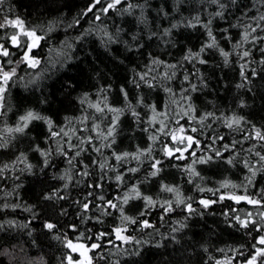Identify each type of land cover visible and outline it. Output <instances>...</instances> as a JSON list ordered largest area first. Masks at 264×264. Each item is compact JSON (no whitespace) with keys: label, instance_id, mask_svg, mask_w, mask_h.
Segmentation results:
<instances>
[{"label":"trees","instance_id":"trees-1","mask_svg":"<svg viewBox=\"0 0 264 264\" xmlns=\"http://www.w3.org/2000/svg\"><path fill=\"white\" fill-rule=\"evenodd\" d=\"M91 2L4 0V14L25 20L29 26L38 29V34L47 38L35 52L41 64L36 69L24 66L18 69V77L22 79L14 78L9 83L0 108V143H7V147L0 148V168L8 165L0 172V225H3L0 228V264H61L68 250L55 236L63 238L66 234L75 240L80 232L85 235L110 232L114 226L121 225L119 213L115 210H112V215L101 217L102 223L95 219L82 223V209L76 201H83L92 191L94 195L88 199L93 204L102 203L95 197L104 195L106 199H114L123 196L133 185L157 202L155 207L148 209L146 216L140 217L147 219L154 228L141 231L136 225H127L126 235L151 243L123 245L128 252L139 249L138 256L115 254L116 249L107 244L106 237L102 243L105 252L115 254L111 257L113 262L118 259L120 264H216L217 261L231 260V264H244L252 253L251 246L264 232L256 231L252 225L248 229H240L231 217H244L251 211L259 225L264 222L259 220L258 212L264 209H256L243 201L239 204L229 199L219 201V196L235 193L260 198L264 194V171H258L249 184L247 178L251 173L244 167L247 161L249 166L260 168L255 153L264 154V141L256 140L253 131L254 126L264 132V64L260 63L264 59V52L260 51L264 43L242 42L243 24L247 18L238 20L243 12L251 16L264 12V8L258 0H237L238 7L233 6L226 13V19H213V34L220 47L230 53L229 63L225 65L219 52L211 49L202 55L208 63H195L193 67L194 62L185 61L183 57L188 49L198 51L209 41L200 24L186 27L185 22L197 14L206 22L214 11L208 0H181L179 11L176 0H128V3L142 7L135 8L131 15H121L113 10L107 15L100 13V20H96L94 13L101 5L84 14ZM103 2L106 4L107 0ZM124 7L126 4L120 6L121 11ZM164 12H168V16ZM141 13L146 17L144 23L139 22ZM76 20L78 24L74 23ZM173 24L178 26L172 28L170 35H164V30ZM224 29H228L227 33ZM7 31L10 33L12 30ZM153 32L156 34L150 36ZM105 33L117 42H109ZM254 35L264 36V32ZM81 36L82 39H77ZM133 36H137L138 41H134ZM237 44L240 47H236ZM244 50H250V56L241 60ZM153 58L164 63L152 64ZM244 63L248 64V82L240 76V65ZM167 64H176L177 67L167 69ZM149 69V79L156 77L151 80L154 86L148 87L140 82V87H136L133 80L138 81V74ZM253 69L255 75L252 74ZM166 71L169 75L173 71L176 74L170 80L165 79ZM185 74L189 75L188 81L184 80ZM241 83L245 86L237 87ZM191 84H196V91L190 90ZM122 88L128 93L127 100ZM101 89L107 91L101 92ZM166 89H171V92ZM105 96L109 106L125 109L120 115L115 143L110 148H102L101 153L84 144L82 147L87 151L69 164L68 159L79 149L68 145H79L78 138L93 136L95 146L107 143L91 128L98 124L101 131H106L116 114L98 113L89 107L103 101ZM184 97H190V100ZM129 103L140 114L139 122L131 115ZM189 104L194 109L190 115L195 119H181L178 113L181 109L187 110ZM30 110L51 119L52 131L64 129L68 135L51 137L48 125L41 120L32 121L24 133L9 134L5 131L15 127L19 117ZM206 113L214 116L201 124L200 118ZM233 116L243 119L239 126L229 129L224 120ZM85 117L88 119L84 120ZM177 119L188 129L196 127V133L188 131L187 134L200 140V145H193L185 153L187 158L181 160L163 155L161 148L172 146V142L170 137L157 131L161 120L170 130L177 127ZM152 134L158 136L157 141L149 139ZM249 135L253 138L246 139ZM149 145L153 148L151 156L144 155L139 160L129 156L117 162L112 155L113 152L136 153ZM224 145L229 146L227 150ZM37 146L51 151L47 166L44 165L45 157L35 150ZM58 146L67 152V156L60 154ZM213 149L219 150L222 156L215 157ZM192 150H196V157L213 156V159L193 165L195 157L189 155ZM21 155L26 157L24 162L17 159ZM153 159L162 161V171L155 177L150 176ZM229 159H232L231 164L227 163ZM93 160L106 162L107 167L101 171L97 164L92 163ZM83 164L89 165L91 175L87 178L77 175L83 170ZM27 165H31V169ZM190 165L199 175L188 171ZM130 168H138V171L129 172ZM117 174L123 176L119 183L115 180ZM101 175H105V179L100 181L102 188L87 187ZM61 176L65 179H60ZM225 182L229 187H221ZM164 185L178 189L185 203L177 206L176 193L162 191ZM55 190H60L65 199L46 200L45 196ZM201 199L217 202L204 208L199 203ZM166 200L172 201L174 208L168 214L160 208ZM186 204H191L195 211L189 213ZM144 207L142 200H132L125 206V212L136 216ZM62 212L66 214L61 215ZM98 214L94 208L87 213L92 217ZM9 222H12L11 226ZM46 222L57 224V228L50 232L44 227ZM73 224L77 225L78 231L71 230L70 225ZM174 228L176 232L172 231ZM116 244L121 242L116 241ZM73 257L79 258L76 254Z\"/></svg>","mask_w":264,"mask_h":264},{"label":"snow or ice","instance_id":"snow-or-ice-1","mask_svg":"<svg viewBox=\"0 0 264 264\" xmlns=\"http://www.w3.org/2000/svg\"><path fill=\"white\" fill-rule=\"evenodd\" d=\"M260 6L264 8V0H258ZM180 3L181 0H176V9L177 11L180 10ZM208 3L214 6L213 13L210 14V18L204 22L201 20V17L199 14H197L195 17H193L192 20L186 21L185 26L186 27H196L197 24H200L205 30L206 35L208 37L207 43H204L198 51H192L191 49H188L186 55L183 57L185 61L194 62L193 67H195V63H199L201 65L207 64L208 61L206 59L202 58V55L206 53V50L216 49L220 56L224 58V64L227 65L229 63V56L230 53L225 51L222 47H220L219 42L216 38V36L213 34L212 30V22L215 18L220 19H226V13L231 11V8L233 6H237V0H208ZM3 4L4 0H0V108L3 107V99L4 94L8 90L9 83L14 81V78L22 79V77H18V69L21 66H24L27 69H36L40 64L41 60L38 58V56L35 54L36 50L41 47V42L46 40V35L38 34V29L35 27L29 26L25 20L15 17V18H9L8 15L3 13ZM126 4V7L123 8L121 11L120 6ZM97 5H101V7L97 10L95 14L96 20L101 19L100 13H103L104 15H107V13L110 10L117 11L121 15L124 13H128L129 15L132 14V11L137 7H142L141 5H134L132 3H128V0H107L106 4L103 2V0H92L91 4L87 7L85 15L87 12H93V9H96ZM165 16H168V12L163 13ZM247 18V22L243 24L244 31L242 33V42H251L256 43L257 41H260L264 43V36L261 35H254L255 33L264 32V12H261L259 14H253L251 16L248 15L247 12L241 13V17L238 18V20L242 18ZM146 21V17L143 16V13H141V16L139 18L140 23H144ZM74 23L78 24L79 21L76 20ZM72 25H69L71 27ZM178 25L173 24L170 28H167L164 30V35H170L172 28L177 27ZM239 25H233V27H236ZM11 29L12 31L9 33L7 30ZM51 31V29H49ZM118 32L121 31L120 29L117 30ZM228 29H224V32L227 33ZM88 33H85V35ZM156 33H151L150 36H154ZM105 35H108V33H105ZM83 36L78 37L77 39H82ZM132 39L134 41H138L137 36H133ZM109 42H117L113 39L111 35H108ZM124 43H127L124 41ZM142 46V45H137ZM67 47H71V45H67ZM236 47H240V44H237ZM261 52H264V48L260 49ZM250 56V50H244L240 56V59L243 60ZM152 64H163V61L157 60L155 58L151 61ZM261 64H264V59L260 61ZM167 69H175L177 67L176 64H167L165 65ZM248 67L247 63L240 65V76L243 81L248 82L249 77L246 74V69ZM151 69H149L148 72L139 73L138 74V81L133 80V83H135L136 87H140V82H143L144 84H147L148 87H153L154 85L151 83V80H155L156 77H151V80L149 79V72ZM196 72L199 73V69H196ZM175 72L173 71L171 75L166 71L164 73L165 79H172V77L175 76ZM252 74L255 75V69L252 70ZM184 80H189V75H184ZM244 83L238 84L237 87H244ZM167 91L171 92V89H166ZM191 91H196L197 86L196 84L190 85ZM107 91L106 89H101V92ZM184 91H188V89H185ZM121 92L125 98V100L128 99V93L122 88ZM86 98V96H85ZM184 99L190 100V97H184ZM84 101L81 100V103ZM101 103L103 104V107L101 106ZM142 103V101H141ZM89 107L94 108L96 112L103 113L105 111L115 113L110 121V126L107 127L106 131H101L99 129L98 124H94L91 128V131L96 132L97 136L102 139V141L107 143H101L99 146L93 145V136H88L84 139H79V145H72L69 143V148H78L75 152V155L68 159V163L72 164L73 160L76 159V157H79L82 152L87 151V149L83 148L82 146L84 144H89L92 146L93 151L96 153H101L102 148L108 147L110 148L112 144L115 143V136L117 132V128L119 126L120 121V115L125 111V109L111 107L107 104V97L105 96L104 100L95 104H90ZM128 108L131 110V115L136 119L137 122L140 121V114L136 112L132 106L131 103L128 104ZM154 115L153 120L156 119L155 114V108L152 109ZM194 109L192 108V105L189 104L187 110L181 109V112L178 113L180 118L188 117L190 120L195 119L194 116H191L190 113L193 112ZM166 115V114H164ZM213 113H206L203 117L200 118V123L203 124L204 120H207L211 117H213ZM88 118L85 117L84 120H87ZM243 117H237L233 116L231 118H226L224 120V123L227 128L232 129L233 126H239L241 120ZM41 120L44 121L49 128V132L51 137H57L61 134L67 136L68 133L64 131V129H61L60 132L52 131V121L51 119L47 117H43L39 115L38 113L34 111H27L26 114L19 117V123L15 127H9L6 128L5 131L9 134L11 133H24L25 129L28 128L29 124L32 121ZM83 122V121H82ZM151 123V121H150ZM160 127L157 130L160 134H163L165 136L170 137L172 146L165 145L161 148V151L165 157H168L169 159H186L185 153L189 152V149L193 148V145H200V140L196 139L194 136L187 134L188 131L192 133H196L198 129L196 127H191L190 129L186 128L184 125L180 124V120H176L177 127L174 129H168V125L164 123L163 120L160 122ZM147 131V129H145ZM253 131L255 133L254 138L258 141H264V132H262L260 129L255 128L253 126ZM253 137L249 135L246 137V139H252ZM149 139L153 142L157 141L158 136L157 135H149ZM216 139H223L222 137H217ZM215 141H213L214 143ZM234 146V145H233ZM7 147V143H0V148ZM228 145H224V148L227 150ZM40 153L42 157H45L44 159V165L47 166L49 161L47 157L51 154V151H45L41 150L39 146L35 149ZM58 151L60 154L67 156V152H65L61 147L58 146ZM153 151V148L151 145L145 150H137L136 153H128L124 152L123 154H118L113 152L112 155L115 157V160L117 162L126 160L129 156H131L132 159L139 160L141 156L148 155L151 156V153ZM214 155L215 157L222 156V153L219 150H215ZM189 155L191 157H195L193 160V165L200 163H208L213 159V156H206V157H196V150H192ZM255 155L259 158L258 163H260V168H255L254 166H249L248 162H244V167L248 169V171L251 173V177L247 178L248 183H252V178H254L257 175L258 171H264V154H261L260 152H256ZM20 160V162H24L26 160V157L17 158ZM82 163V162H81ZM94 164H97V166L103 171L107 167V163H100L96 160H93ZM227 163L231 164L232 159L227 160ZM161 164L162 161L159 159H153V162L151 163V169L150 176L155 177L157 176L161 171ZM29 169H31V165H27ZM8 168V165H4L2 168H0V172H3L4 169ZM89 165L83 164V170L78 171L77 175L81 178H87L91 175V173L88 171ZM129 172L135 173L138 171V168H130L128 169ZM188 171L192 175H199L195 171V168L191 165L188 168ZM60 179H65L64 176H61ZM68 179H71V177H68ZM105 179V175H101L97 178V181L95 183L88 184L87 187L94 188V189H100L103 187V184L100 183V181ZM115 180L119 183L123 180V176L121 174H117L115 176ZM79 183V181H77ZM232 187H237V185H231ZM65 188L68 187L67 184L64 185ZM221 187L227 188L229 187V183L225 182L221 184ZM162 191L170 192V193H176L177 199L176 204L179 206L180 204H184V200L180 198V194L178 189L174 187H170L168 185H164L162 187ZM203 191V189H201ZM209 191H212L209 189ZM215 194V193H214ZM94 193L92 191H89L87 195L84 197L83 201H76L77 204L80 205L82 209L81 214V222L86 223L92 219H95L97 222L102 223L101 217L103 216H110L112 215V210H115L119 213L120 219H121V225L120 226H114L110 232H99L92 233L91 235H85L84 232H80L79 235L76 237L75 240L70 239L65 234L64 237L55 236V239L59 240L63 247L68 250L67 254L63 257L61 260V264H98V262H104V264H120V261L117 259L114 262L112 261L111 257L115 254L124 253L125 255H136L138 256L140 254L139 249H137L134 252H128L126 248L123 247V245L127 244H135V245H142V244H150L151 241H141L138 239H135L132 236L126 235L128 228L127 225H136L139 227L141 231L149 228H154V225H152L147 219H140V217H144L148 214V209L156 206V201L153 200L151 196H146L141 193L139 188L136 185L131 186L123 196H116L114 199H106L104 195H99L95 197V199H98L102 203L93 204L92 201L88 199V197H92ZM53 198L56 199H65L63 195H60V190H55L51 194L45 196L46 200H52ZM225 199L233 200L235 203L239 204L240 202H246L249 205H252L256 209H264V194H261L260 198H255L253 196L249 195H236L235 193L232 194H221L219 196V201H223ZM132 200H142L144 202L145 207L141 209L136 216H130L126 214L125 212V206L129 204ZM215 200H208V199H201L199 203L204 207L208 208L211 204L216 203ZM91 206V207H90ZM187 208V211L189 213L194 212L195 210L192 208L191 204L185 205ZM95 209L96 212L99 214L95 217L88 216L87 213L91 211L92 209ZM160 208L163 210L164 214H168L172 211H174L173 208V202L170 200L164 201L162 204H160ZM235 211V210H233ZM66 212H62L61 215H65ZM227 218V213L225 214ZM259 220L261 222H264V211L258 212ZM163 216L161 217V219ZM231 220L234 221L235 225L238 226L240 229H248L250 225L255 227L256 231L264 232V223H260L257 225V220L254 219L253 213L250 211L248 212L244 217H241L240 215H235L231 217ZM12 222H9V225L11 226ZM3 225H0V228H2ZM26 227V225H25ZM44 227L49 230L50 232L55 230L57 228V224L46 222L44 224ZM183 227V225H182ZM70 228L72 231H78L77 225L73 224L70 225ZM89 232L91 230H88ZM173 232H176L177 229H172ZM148 235H151L149 233ZM107 239V244L111 245L112 248L116 249V253L111 252H105L104 250V244L102 243L105 238ZM114 237V239L112 238ZM171 239H175V237H171ZM88 241H91L89 243ZM116 241H120L121 244L117 245ZM157 247L160 245L157 244ZM252 247V253L250 254L249 258L246 259L245 264H264V234L260 235L258 239L255 240V243L251 246ZM223 251V249H221ZM73 254H76L79 258L74 259ZM243 254V253H241ZM216 264H231V260H228L226 262L217 261Z\"/></svg>","mask_w":264,"mask_h":264},{"label":"rangeland","instance_id":"rangeland-1","mask_svg":"<svg viewBox=\"0 0 264 264\" xmlns=\"http://www.w3.org/2000/svg\"><path fill=\"white\" fill-rule=\"evenodd\" d=\"M244 264H245V262H244Z\"/></svg>","mask_w":264,"mask_h":264}]
</instances>
